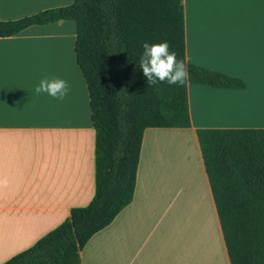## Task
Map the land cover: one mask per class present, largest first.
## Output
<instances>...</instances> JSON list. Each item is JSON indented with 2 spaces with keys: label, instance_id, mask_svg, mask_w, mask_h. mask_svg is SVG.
Instances as JSON below:
<instances>
[{
  "label": "crops",
  "instance_id": "0c3cea01",
  "mask_svg": "<svg viewBox=\"0 0 264 264\" xmlns=\"http://www.w3.org/2000/svg\"><path fill=\"white\" fill-rule=\"evenodd\" d=\"M73 1L0 0V20ZM182 3L185 59L244 87L188 82L191 126L144 129L133 198L88 239L79 264H216L219 253L230 264L196 128H264V0ZM75 37L71 19L0 37V264L95 192V131ZM44 75L68 81L64 100L34 93Z\"/></svg>",
  "mask_w": 264,
  "mask_h": 264
},
{
  "label": "trees",
  "instance_id": "16d2710c",
  "mask_svg": "<svg viewBox=\"0 0 264 264\" xmlns=\"http://www.w3.org/2000/svg\"><path fill=\"white\" fill-rule=\"evenodd\" d=\"M71 19L75 58L95 131V192L55 228L1 264H79V251L133 198L144 129L191 126L187 83L244 87L232 75L185 59L182 0H74L12 20L0 37ZM167 41L188 66L183 86H148L145 42ZM230 264H264V128H196Z\"/></svg>",
  "mask_w": 264,
  "mask_h": 264
},
{
  "label": "clouds",
  "instance_id": "9594fccd",
  "mask_svg": "<svg viewBox=\"0 0 264 264\" xmlns=\"http://www.w3.org/2000/svg\"><path fill=\"white\" fill-rule=\"evenodd\" d=\"M143 52L139 57V69L142 71L148 86L158 83L183 86L189 77L188 66L184 60H178L177 54L170 51L167 41L142 45ZM70 85L67 80L56 76L44 75L34 87V93H46L55 100L62 101L68 95Z\"/></svg>",
  "mask_w": 264,
  "mask_h": 264
},
{
  "label": "rangeland",
  "instance_id": "374dc122",
  "mask_svg": "<svg viewBox=\"0 0 264 264\" xmlns=\"http://www.w3.org/2000/svg\"><path fill=\"white\" fill-rule=\"evenodd\" d=\"M182 210H180L179 209V211L176 213V224H177V227H179V225H181L182 224ZM179 233H181V231H179ZM184 233V244H185V241H186V245H187V249H189L187 252H189L190 254H191V256H192V253H191V250H190V248L192 247L193 249H194V251L196 252V249H195V247H193V242H192V244H190V240H192L193 241V236H190L188 233H187V231H185V232H183ZM192 249V250H193ZM194 254V253H193ZM219 255H221V253H219V254H215V257H214V259H215V263L216 264H222V260H221V257H219Z\"/></svg>",
  "mask_w": 264,
  "mask_h": 264
},
{
  "label": "bare ground",
  "instance_id": "6f19581e",
  "mask_svg": "<svg viewBox=\"0 0 264 264\" xmlns=\"http://www.w3.org/2000/svg\"><path fill=\"white\" fill-rule=\"evenodd\" d=\"M184 145H185V143H184ZM187 146H188V145H187ZM187 146H186V147H187ZM186 147H185V148H186ZM189 147H190V146H189ZM189 147H188V148H189ZM183 148H184V146H183ZM189 149H190V148H189ZM180 204H181V203H180Z\"/></svg>",
  "mask_w": 264,
  "mask_h": 264
}]
</instances>
